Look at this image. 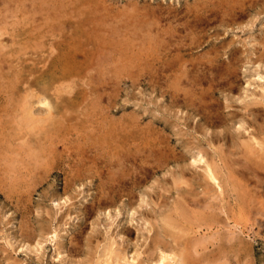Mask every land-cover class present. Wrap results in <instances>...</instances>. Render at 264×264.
<instances>
[{
	"label": "rangeland",
	"instance_id": "1",
	"mask_svg": "<svg viewBox=\"0 0 264 264\" xmlns=\"http://www.w3.org/2000/svg\"><path fill=\"white\" fill-rule=\"evenodd\" d=\"M67 2L0 0V264H264V0Z\"/></svg>",
	"mask_w": 264,
	"mask_h": 264
},
{
	"label": "bare ground",
	"instance_id": "2",
	"mask_svg": "<svg viewBox=\"0 0 264 264\" xmlns=\"http://www.w3.org/2000/svg\"><path fill=\"white\" fill-rule=\"evenodd\" d=\"M72 1H73V0H72ZM52 2L54 3V1H52ZM65 2H66V1H65ZM75 2H76V0H75ZM75 2H74V3H75ZM229 2H230V1H229ZM12 3H13V2H12ZM15 3H17V2H15ZM15 3H14V5H15ZM58 3H59V1H58ZM60 3H61V2H60ZM72 3H73V2H72ZM72 3H71V4H72ZM74 3H73V4H74ZM77 3H78V2H77ZM222 3H223V2H222ZM0 4L2 5V3H0ZM17 4H18V3H17ZM19 4H20V2H19ZM56 4H57V3H56ZM62 4H63V3H62ZM67 4H68V2H67ZM69 4H70V3H69ZM69 4H68V5H69ZM71 4H70V5H71ZM227 4H228V3H227ZM20 5H21V4H20ZM58 5H59V4H58ZM70 5H69V6H70ZM243 5H244V4H243ZM32 6H33V5H32ZM60 6H61V5H60ZM64 6H65V5H64ZM73 6H74V5H73ZM85 6H86V5H85ZM85 6H84V7H85ZM220 6H221V5H220ZM241 6H242V5H241ZM241 6H239V7H241ZM9 7H10V6H9ZM31 8H32V7H31ZM57 8H58V7H57ZM11 9H12V8H11ZM4 10H5V9H4ZM75 11H76V9H75ZM82 11H83V10H82ZM81 13H82V12H81ZM91 13H92V12H91ZM0 14H1V13H0ZM68 15H69V14H68ZM87 15H89V14H87ZM91 15H92V14H91ZM65 20H66V19H65ZM138 20H139V19H138ZM139 21H140V20H139ZM141 21H142V20H141ZM79 22H80V21H79ZM18 23H19V22H18ZM134 23H135V22H134ZM139 23H140V22H139ZM14 24H15V23H14ZM135 24H137V23H135ZM12 25H13V24H12ZM74 25H75V24H74ZM142 25H143V24H142ZM145 25H146V24H145ZM15 26H16V25H15ZM83 26H84V25H83ZM140 27H141V26H140ZM140 27L138 26L137 28H140ZM144 27H145V26H144ZM144 27H143V28H144ZM12 28H13V27H12ZM135 30H137V29H135ZM9 31H10V30H9ZM11 31H12V30H11ZM131 31H132V30H131ZM14 32H15V31H14ZM136 33H137V32H135V34H136ZM13 34H14V33H13ZM18 35H19V34H18ZM16 37H17V36H16ZM18 37H19V36H18ZM20 37H21V36H20ZM34 37H35V36H34ZM147 37H148V36H147ZM17 39H18V38H17ZM17 39H16V40H17ZM19 39H20V38H19ZM34 39H36V38H34ZM130 39H131V38H130ZM262 39H263V38H262ZM260 40H261V38H260ZM12 41H13V40H12ZM18 41H19V40H18ZM25 41H26V40H25ZM27 41H28V40H27ZM127 41H128V40H127ZM149 41H150V40H149ZM262 41H263V40H262ZM29 42H30V41H29ZM16 43H17V42H16ZM25 43H26V42H25ZM30 43H31V42H30ZM131 43H132V42H131ZM133 43H134V42H133ZM10 44H11V43H10ZM18 44H19V42H18ZM20 44H21V43H20ZM63 44H64V43H63ZM126 44H128V43H126ZM29 45L31 46L32 44H29ZM183 45H185V44H183ZM11 46H12V45H11ZM11 46H9V47H11ZM33 46H34V45H33ZM64 46H65V45H64ZM66 46H68V45H66ZM66 46H65V47H66ZM125 46H127V45H125ZM129 46H130V45H129ZM133 46H134V45H133ZM135 46H136V45H135ZM135 46H134V47H135ZM12 47H13V46H12ZM20 47H21V46H20ZM117 47H118V45H117ZM134 47H133V48H134ZM22 48H23V47H22ZM173 48H174V47H173ZM8 49H10V48H8ZM112 49H113V48H112ZM112 49H111V50H112ZM115 49H116V48H115ZM115 49H113V50H115ZM120 49H121V48H120ZM134 49H135V48H134ZM176 49H177V48H176ZM14 50H15V49H14ZM16 50H17V49H16ZM16 50H15V51H16ZM59 50H60V49H59ZM62 50H63V49H62ZM124 50H126V49L124 48ZM10 51H11V50H10ZM17 51H18V50H17ZM66 51H67V49H66ZM116 51H118V50H116ZM60 52H62V51H59V53H60ZM73 52H75V51H73ZM114 52H115V51H114ZM64 53H66V52H64ZM68 53H69V52H68ZM75 53H76V52H75ZM75 53H74V54H75ZM117 53H118V52H117ZM125 53H126V51H125ZM136 53H137V52H136ZM18 54H19V53H18ZM70 54H72V53H70ZM74 54H73V55H74ZM119 54H120V53H119ZM138 54H139V53H138ZM62 55H63V57H64V54H62ZM65 55H66V54H65ZM73 55H72V57H73ZM76 55H77V54H76ZM113 55H115V54H113ZM120 55H121V54H120ZM136 55H137V54H136ZM59 56H60V55H59ZM66 56H67V55H66ZM70 56H71V55H70ZM139 56H140V55H139ZM61 57H62V56H61ZM74 57H76V56H74ZM74 57H73V59H72V58H71V59L74 60ZM152 57H153V56H152ZM68 58H70V57H68ZM123 58H124V57H123ZM130 58H131V56H130ZM130 58H129V59H130ZM138 58H139V57H138ZM157 58H158V57H157ZM64 59L66 60V58H64ZM132 59H133V58H132ZM152 59H153V58H152ZM65 60H63V61H65ZM126 60H127V59H126ZM133 60H134V59H133ZM66 61H67V60H66ZM66 61H65V62H66ZM69 61H71V60H69ZM137 61H138V59H137ZM10 62H11V61H10ZM123 62H124V61H122V63H123ZM63 63H64V62H63ZM66 63H67V62H66ZM66 63H65V64H66ZM72 63H75V64H73V65H76V62H72ZM72 63H71V64H72ZM127 63H129V64H131V65L133 64V63H130V62H126V64H127ZM120 64H121V62H120L118 65H120ZM60 65H63V64L60 63ZM67 65H68V64H67ZM124 65H125V64H124ZM163 65H164V64H163ZM121 66H122V65H121ZM129 66H130V65H129ZM69 67H70V66H69ZM79 67H80V66H79ZM71 68H72V66H71ZM82 68H83V67H82ZM166 68H167V67H166ZM57 69H58V68H57ZM63 69H64V68H63ZM60 70H61V69H59V71H60ZM69 70H70V69H69ZM46 71H47V70H46ZM73 71H75V70H73ZM41 75H42V74H41ZM41 75H40V76H41ZM47 75H48V74H47ZM65 75H66V74H65ZM75 75H76V73H75ZM43 76H44V75H43ZM52 76H53V75H52ZM57 76H58V74H57ZM44 77H46V75H45ZM53 77H54V76H53ZM55 77H56V76H55ZM51 78H52V77H51ZM58 78H59V77H58ZM63 78H64V77H63ZM35 79H36V78H35ZM47 80H49V79H47ZM47 83H48V82H47ZM39 84H40V83H39ZM44 84H45V83H44ZM56 84H57V82H56ZM72 84H73V83H72ZM64 85H65V83H64ZM50 86H51V85H50ZM65 86H66V85H65ZM68 86H69V85H68ZM47 87H48V86H47ZM31 88H32V86H31ZM44 88H45V87H44ZM69 88H70V87H69ZM47 89H48V88H47ZM35 90H36V89H35ZM35 90H34V91H35ZM58 90H59V89H58ZM27 91H29V90H27ZM30 91H31V90H30ZM30 91H29V92H30ZM45 91H46V90H45ZM55 91H57V90H55ZM27 93H28V92H27ZM31 93H32V91H31ZM57 93H58V92H57ZM62 93H63V91H62ZM33 94H34V93H33ZM58 94H59V93H58ZM31 96H32V95H31ZM38 96H39V95H38ZM38 96H37V97H38ZM48 96H49V95H48ZM35 97H36V96H35ZM32 98H33V97H32ZM50 98H51V96H50ZM28 99H30V98H28ZM38 99H39V98H38ZM38 99H37V100H38ZM47 100H48V99H47ZM49 100L51 101V99H49ZM45 101H46V100H45ZM75 101H76V100H75ZM26 103H27V102H26ZM23 104H24V103H23ZM39 104H40V103H39ZM45 104H46V103H45ZM41 105H42V104H41ZM43 105H44V104H43ZM46 105H47V104H46ZM46 105H45V106H46ZM67 105H68V104H67ZM67 105H66V106H67ZM30 106H31V105H30ZM48 106H49V105H48ZM18 107H19V106H18ZM22 107H24V106H22ZM32 107H33V106H32ZM53 107H54V106H53ZM70 107H71V106H70ZM19 108H20V107H19ZM72 108H73V107H72ZM83 108H84V107H83ZM29 109H30V108H29ZM29 109H28V110H29ZM32 109H33V108H32ZM49 109H50V108H49ZM88 109H89V108H88ZM22 110H23V109H22ZM24 110H26V109H24ZM28 110H26L25 113H28ZM63 110H64V109H63ZM73 110L75 111V109H73ZM53 111L55 112V110H53ZM69 111H71V110H69ZM22 112H23V111H22ZM46 112H47V111H46ZM56 112H57V110H56ZM81 112H83V111H81ZM81 112H80V113H81ZM47 113H48V112H47ZM59 113H60V112H59ZM73 113H75V112H73ZM83 113H84V112H83ZM29 114H30V113H29ZM21 115H22V113H21ZM27 115H28V114H27ZM31 115H32V112H31ZM80 115H81V114H80ZM28 116H29V115H28ZM20 117H21V116H20ZM30 117H31V116H30ZM30 117H29V118H30ZM44 117H45V116H44ZM24 118H25V117H24ZM29 118H28V119H29ZM45 118H46V117H45ZM32 119H33V118H32ZM36 119H37V118H36ZM46 119H47V118H46ZM50 119H51V118H50ZM57 119H58V118H57ZM41 120H43V119H41ZM51 120H52V119H51ZM28 121H29V120H28ZM34 121H35V119L33 120V122H34ZM44 121H45V120H43V122H44ZM49 121H50V120H49ZM40 122H41V121H40ZM50 122H51V121H50ZM21 123H23V122H21ZM28 123H29V122H28ZM30 123H31V122H30ZM46 123H47V122H46ZM31 124H32V123H31ZM47 124H48V123H47ZM33 126H34L35 129H36V126H38V125H36V126L33 125ZM45 127H46V126H44V129H45ZM37 130H38V129H37ZM37 130H36V131H37ZM38 131H39V130H38ZM39 132H41V130H40ZM117 133H118V132H117ZM38 134H39V133H38ZM117 135H118V134H117ZM34 139H35V138H34ZM125 140H126V139H125ZM35 141H37V140H35ZM123 142H124V141H123ZM33 143H34V142H33ZM118 144H119V143H118ZM151 144H152V143H151ZM146 145H147V144H146ZM153 145H154V143H153ZM38 146H39V145H38ZM41 146H42V145H41ZM119 146H120V145H119ZM35 147H36V146H35ZM35 147H34V148H35ZM44 147H45V146H44ZM116 147H117V146H116ZM251 147H253V146H251ZM109 148H110V147H109ZM142 148H143V147H142ZM147 148H148V147H147ZM36 149H37V148H35V150H36ZM117 149H118V148H117ZM105 150H106V149H105ZM155 150H156V149H155ZM33 151H34V149H33ZM33 151H32V152H33ZM112 151H113V150H112ZM34 152H35V151H34ZM39 152H40V151H39ZM247 152H248V151H247ZM149 153L151 154V151H150ZM161 153H162V152H161ZM249 154H250V153H249ZM254 154H255V152H254ZM30 156H31V155H30ZM198 156H199V155H198ZM201 156H202V155H201ZM104 157H105V156H104ZM201 158H203V157H201ZM35 159H36V158H35ZM94 159H95V158H94ZM154 160H156V159H154ZM158 160H159V159H158ZM204 163H205V161H204ZM205 165H206V164H205ZM213 165H214V164H213ZM215 167H216V166H215ZM246 168H248V167H246ZM205 169H206V168H205ZM206 171H207V170H206ZM244 171H245V170H244ZM244 171H243V172H244ZM218 173H219V172H218ZM212 174H213V172L210 173V177L213 178V180H216L215 176L212 175ZM211 178H210V179H211ZM215 182H216V181H215ZM220 183H221V182H220ZM215 185H216V184H215ZM217 185H218V184H217ZM190 200H191V199H190ZM191 203H192V202H191ZM193 204H194V203H193ZM126 210H127V209H126ZM127 212H128V211H127ZM167 222H168V221H167ZM169 222H170V221H169ZM191 222H192V221H191ZM125 223H127V222H125ZM171 223H172V222H171ZM172 226H173V223H172ZM207 226H208V225H207ZM214 226H215V225H214ZM123 227L126 229L125 226H123ZM167 227H168V226H167ZM178 228H179V227H178ZM178 228H177V229H178ZM224 228H225V227H224ZM166 229H167V228H166ZM168 229H169V228H168ZM179 230H180V229H179ZM180 233H181V231H180ZM159 236H160V235H159ZM227 238H228V237H227ZM228 239H229V238H228ZM111 242H112V241H111ZM167 242H168V241H167ZM198 242H199V241H198ZM148 243H149V241H148ZM169 243H170V242H169ZM175 243H176V242H175ZM189 243H190V242H189ZM151 244H152V242H151ZM163 244H164V243H163ZM197 244H198V243H197ZM152 245H153V244H152ZM152 245H151V246H152ZM172 245H173V244H172ZM188 245H189V244H188ZM191 245H192V244H191ZM198 245H199V244H198ZM108 246H109V244H108ZM148 246H149V244H148ZM167 246H168V245H167ZM169 246H170V245H169ZM189 246H190V245H189ZM192 247H193V246H192ZM107 248H108V247H107ZM107 248H106V249H107ZM110 248H111V247H110ZM110 248H109V251H110ZM155 248H156V246H155ZM168 248H169V247H168ZM186 248H187V247H186ZM196 248H198V247H196ZM183 249H184V248H183ZM183 249H182V250H183ZM187 250H188V248H187ZM118 251H119V250H118ZM123 254H124V252H123ZM179 254H180V253H179ZM194 254H195V253H194ZM194 254H193V256H192L188 251H185V249H184V251H182V253L180 254V259H177L179 256H178V257L176 256V257H177L176 259H177L178 261H180V264H181V263H183V264H194V263H195ZM196 254H197V252H196ZM124 255H125V254H124ZM170 255H171V254H170ZM109 256H110V255H109ZM125 257H126V255H125ZM159 257H160V258H159V262H161L162 264H163V261H164L165 259H167V258H166L167 255H166L165 253L161 254ZM174 258H175V255H174ZM102 259H104V258H102ZM102 259H101V260H102ZM131 260H132V259H131ZM157 260H158V259H157ZM104 261H105V260H104ZM112 261H113V260H112ZM123 261H124V260H123ZM126 261H128V260H126ZM121 263H122V261H121ZM161 263H160V264H161ZM206 263H207V262H206ZM124 264H125V263H124ZM171 264H172V263H171ZM178 264H179V262H178ZM200 264H202V263H200Z\"/></svg>",
	"mask_w": 264,
	"mask_h": 264
}]
</instances>
